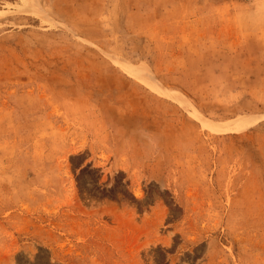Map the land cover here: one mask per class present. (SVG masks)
I'll list each match as a JSON object with an SVG mask.
<instances>
[{
	"label": "rangeland",
	"instance_id": "1",
	"mask_svg": "<svg viewBox=\"0 0 264 264\" xmlns=\"http://www.w3.org/2000/svg\"><path fill=\"white\" fill-rule=\"evenodd\" d=\"M0 264H264V0H0Z\"/></svg>",
	"mask_w": 264,
	"mask_h": 264
},
{
	"label": "bare ground",
	"instance_id": "2",
	"mask_svg": "<svg viewBox=\"0 0 264 264\" xmlns=\"http://www.w3.org/2000/svg\"><path fill=\"white\" fill-rule=\"evenodd\" d=\"M130 70V68H128Z\"/></svg>",
	"mask_w": 264,
	"mask_h": 264
}]
</instances>
